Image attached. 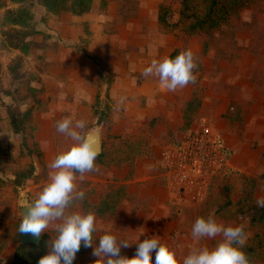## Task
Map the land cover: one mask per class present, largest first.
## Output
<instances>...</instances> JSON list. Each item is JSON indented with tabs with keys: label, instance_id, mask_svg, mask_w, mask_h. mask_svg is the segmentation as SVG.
Listing matches in <instances>:
<instances>
[{
	"label": "crops",
	"instance_id": "crops-1",
	"mask_svg": "<svg viewBox=\"0 0 264 264\" xmlns=\"http://www.w3.org/2000/svg\"><path fill=\"white\" fill-rule=\"evenodd\" d=\"M101 1L92 0L90 10L81 15L65 12L54 24L42 23L41 34L30 33L24 39L26 52L11 49L30 60L31 66H20L21 79L35 90L34 99L21 104L19 110L33 108L30 124L41 157L24 158L37 174V165L50 163L47 150L52 148L57 120L83 119L86 129L93 130L90 125H97L95 111L105 114V130L98 132L101 155L95 160L96 170L85 172L82 179L76 174V186L84 191V198L75 201L70 210L95 214L94 245L106 229L129 243L144 232L139 239L158 235L179 258L190 248L211 241L192 238L193 221L186 209L175 214L174 203L186 207L192 203L175 200L162 171L163 150L174 144L190 121L187 109L194 99V85L189 82L168 90L158 77L144 75L142 70L153 58L181 51L182 44L158 20L160 5L166 0L123 1L134 6L132 16L122 13L116 1L102 6ZM3 69L9 77L8 66ZM10 102L0 91V126L10 128L12 149L18 156L21 140L12 132L1 105ZM70 143L62 133V149ZM135 247V242L121 247V254L131 256ZM96 258L92 247L84 246L75 263L97 264Z\"/></svg>",
	"mask_w": 264,
	"mask_h": 264
},
{
	"label": "rangeland",
	"instance_id": "rangeland-1",
	"mask_svg": "<svg viewBox=\"0 0 264 264\" xmlns=\"http://www.w3.org/2000/svg\"><path fill=\"white\" fill-rule=\"evenodd\" d=\"M108 1L118 2L117 6L122 13L133 15L134 6L123 3L126 0H102L100 5ZM198 1L189 0L191 10L194 9L192 6L198 5ZM29 2L32 4L30 10L34 20L25 28L15 26L11 29L5 21L6 9H0L2 89L12 90L15 86L14 82L10 83V76H6L3 66H31L26 56L21 57L6 48V42L2 39L3 32L7 30L6 33L9 34L10 30H15L41 34L42 23L54 24L61 19L62 13H48L39 5L38 0H27V3ZM7 6L9 10L18 9L16 4L9 1ZM180 9L181 0H166L160 5L161 12L167 13V19H176L178 16L177 23H169L171 27L164 28L182 44L181 50H192L196 65L193 70L194 99L187 109L190 121L177 134V138H181L192 126L197 128L205 123L229 156L222 169L210 180L203 201L193 203L189 207L174 203L175 214L186 209L191 221L197 216L212 215L218 222L226 225L241 224L245 234L243 245L250 244L255 240L253 235L256 232L264 234V222L258 226H250L247 217V211L252 210L251 206L253 213L250 215L255 212L257 218L261 215L260 210L256 211L255 205L258 197L264 198V0H250L231 12L225 22L208 30H190L192 19L179 17ZM4 102H8L7 99H4ZM106 121L90 125L93 127L90 129L104 131ZM9 129L0 126V259H10L12 262L13 248L18 246L16 236L20 220L16 206L20 202L33 200L46 181L49 169L48 165H37V174L24 181L19 188H15L10 176L18 168L27 167L29 159L24 158L26 156L23 153L18 156L14 153ZM178 139L175 138L172 142L176 144ZM51 147L47 154L52 160L56 153L62 150V133L58 132L56 127ZM37 150L32 147V152ZM46 231L42 232V236L45 251H48L46 242L52 234L51 227ZM260 236L262 247L257 249L253 256L248 257L250 264H264V235ZM215 239L211 238L208 244L212 245ZM77 258L78 255L75 254L73 264Z\"/></svg>",
	"mask_w": 264,
	"mask_h": 264
},
{
	"label": "clouds",
	"instance_id": "clouds-1",
	"mask_svg": "<svg viewBox=\"0 0 264 264\" xmlns=\"http://www.w3.org/2000/svg\"><path fill=\"white\" fill-rule=\"evenodd\" d=\"M195 61L191 49H183L175 56L153 58L143 68L142 74L154 75L168 90L183 87L195 81ZM86 121H73L64 117L55 122L58 132L68 136L72 143L58 151L48 164L47 179L31 202L24 203L18 230L39 237L51 227L52 234L46 242V251L36 264H72L81 243L91 246L97 264H250L242 249L245 234L243 225L223 224L214 216H197L191 224V236L196 241L216 238L212 245L199 244L186 254L176 252L158 235H147L133 241L134 254H121V247H129L127 239L118 237L111 229L104 230L93 242L97 229L92 211L70 210L74 201L84 198V191L77 189L76 174L81 179L88 171H95L99 145L93 139L98 132L86 129ZM257 206L264 207V198L258 197ZM218 237V238H217Z\"/></svg>",
	"mask_w": 264,
	"mask_h": 264
},
{
	"label": "trees",
	"instance_id": "trees-1",
	"mask_svg": "<svg viewBox=\"0 0 264 264\" xmlns=\"http://www.w3.org/2000/svg\"><path fill=\"white\" fill-rule=\"evenodd\" d=\"M8 1L11 2V4H16L18 9L14 11L9 10L7 8ZM249 1L250 0H199L198 5L192 6L194 9L191 10L189 0H181L179 17L192 19V23L189 24L190 30H208L218 26L222 22H225L231 12L244 6ZM38 3L45 9V11L51 14L58 15L60 13L66 12L74 15H81L90 10L92 0H38ZM31 7L32 4L30 2L27 3V0H0V9H6L5 21L7 22V25L11 27V29H14L13 27L15 26L19 28H25L33 21V15L30 10ZM158 20L163 26L171 27V24H169L170 22H168L167 19V13H162L160 9ZM177 21L175 23H177ZM175 23H173L172 25H174ZM6 31L2 34L3 42H6L5 46L10 49H18L22 52H26L28 43H26L24 39L30 33L10 30L8 34L6 33ZM178 52L179 51H174L169 56H175ZM84 54L91 59V56L89 54H87L86 52H84ZM8 72L10 73V83L19 80L20 84L22 85H16L12 90H10L9 88L2 89L0 87V91L5 94V96H8L11 99L10 103H1V105L5 109L12 132L20 137V154L23 153L26 156L34 155L37 158L39 157L38 159H40L41 152L37 144L33 141V127L30 124L33 108L32 106H29L24 111L19 110V106L21 104L25 103L28 99H34L35 90L28 87L27 84H25L21 79L23 75L20 72V66L9 65ZM95 114L97 116L96 124H99L101 121L105 120V114H101L97 112V110L95 111ZM29 140L31 141L30 143L28 142ZM32 147H36L38 150L36 152H32ZM23 149L25 150V152H23ZM221 150L225 158L227 159L229 153L226 152L223 147H221ZM100 155L101 154H99L95 160H98L100 158ZM34 170L35 167L31 162L28 163L27 167L18 168V170L13 173L11 183L15 188H19L24 181L31 179V177L34 175ZM262 176H264V174H262ZM255 207H257L256 211H261V215L258 218L257 216H255L256 212L250 215L251 212L253 213V207L251 206L252 210L247 211V217L249 219L250 226H258L260 224H263L264 222V207L257 206V204L255 205ZM261 234L264 235L261 232H256L253 235V238L255 240L252 239V243L241 246L247 257L253 256L256 250L262 247L263 241L260 236ZM83 249L84 245L83 243H81V247L76 252V254L78 255L82 253ZM45 252V245L42 236L40 243L36 246L30 244L15 246L13 250V261L10 263H6L3 262L2 259H0V264H36L39 256L43 255Z\"/></svg>",
	"mask_w": 264,
	"mask_h": 264
},
{
	"label": "built area",
	"instance_id": "built-area-1",
	"mask_svg": "<svg viewBox=\"0 0 264 264\" xmlns=\"http://www.w3.org/2000/svg\"><path fill=\"white\" fill-rule=\"evenodd\" d=\"M221 147L211 128L202 124L163 150V174L175 200L185 204L203 201L210 180L227 161Z\"/></svg>",
	"mask_w": 264,
	"mask_h": 264
},
{
	"label": "water",
	"instance_id": "water-1",
	"mask_svg": "<svg viewBox=\"0 0 264 264\" xmlns=\"http://www.w3.org/2000/svg\"><path fill=\"white\" fill-rule=\"evenodd\" d=\"M93 131H95V130H93ZM95 132H97V131H95ZM93 139L99 145V154H100V152H101L100 134L98 133V136L93 137ZM24 203H28V202L27 201L20 202L16 206L17 213H18L19 217H20V213H22L23 210H24V206H21ZM41 237H42V232H41L39 237H35V236L31 235L30 233H24V232H20L19 230H17L16 244L17 245L30 244V245H35L36 246V245H38L40 243Z\"/></svg>",
	"mask_w": 264,
	"mask_h": 264
}]
</instances>
